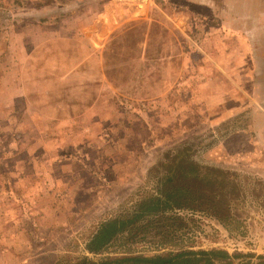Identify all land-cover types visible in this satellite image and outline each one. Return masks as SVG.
I'll return each mask as SVG.
<instances>
[{"label": "rangeland", "instance_id": "1", "mask_svg": "<svg viewBox=\"0 0 264 264\" xmlns=\"http://www.w3.org/2000/svg\"><path fill=\"white\" fill-rule=\"evenodd\" d=\"M232 1L0 0V264L261 262L264 0Z\"/></svg>", "mask_w": 264, "mask_h": 264}, {"label": "trees", "instance_id": "2", "mask_svg": "<svg viewBox=\"0 0 264 264\" xmlns=\"http://www.w3.org/2000/svg\"><path fill=\"white\" fill-rule=\"evenodd\" d=\"M171 178H168L170 181ZM188 191L179 187L169 188L162 192V195L149 200L141 205L142 209L126 220L114 219L103 222L86 244V250L91 254L102 252L114 238L122 233L128 226L140 220L141 218L158 215L164 210H175L181 207L179 200ZM241 257L240 255H229L224 250H186L180 251L168 256L151 257H121L106 258L100 261H90L86 258L77 261L74 264H233L232 261ZM264 264V257L260 258Z\"/></svg>", "mask_w": 264, "mask_h": 264}, {"label": "crops", "instance_id": "3", "mask_svg": "<svg viewBox=\"0 0 264 264\" xmlns=\"http://www.w3.org/2000/svg\"><path fill=\"white\" fill-rule=\"evenodd\" d=\"M230 1H232V0H230ZM233 2V1H232ZM248 2V1H247ZM247 13H250V5L249 6H247ZM106 18H109V17H106Z\"/></svg>", "mask_w": 264, "mask_h": 264}]
</instances>
